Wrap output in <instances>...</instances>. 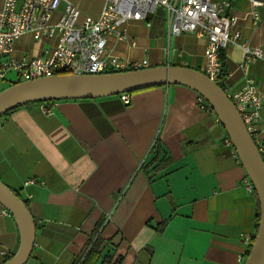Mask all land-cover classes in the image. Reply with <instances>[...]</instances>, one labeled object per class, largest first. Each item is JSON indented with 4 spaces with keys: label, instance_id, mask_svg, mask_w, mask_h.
Listing matches in <instances>:
<instances>
[{
    "label": "crops",
    "instance_id": "0c3cea01",
    "mask_svg": "<svg viewBox=\"0 0 264 264\" xmlns=\"http://www.w3.org/2000/svg\"><path fill=\"white\" fill-rule=\"evenodd\" d=\"M4 0H0V7ZM81 18L97 19L105 0H68ZM228 2L236 29L264 53V8L252 28L246 0ZM60 4L53 14L63 13ZM125 24L127 39L111 35L107 51L127 63L204 71L206 39L169 35L165 10ZM55 38L30 34L13 44L20 61L46 58ZM218 85L227 95L253 80L264 95V58L246 61L228 45ZM10 72L0 92L17 82ZM180 85L93 100L22 106L0 118V181L27 205L36 233L26 264H77L97 235L110 240L121 264H243L247 237L256 235L258 200L214 113ZM252 138L264 145V108ZM29 179L35 183L23 187ZM19 246L13 217L0 206V264ZM96 264H100L97 262Z\"/></svg>",
    "mask_w": 264,
    "mask_h": 264
},
{
    "label": "built area",
    "instance_id": "2783aa9c",
    "mask_svg": "<svg viewBox=\"0 0 264 264\" xmlns=\"http://www.w3.org/2000/svg\"><path fill=\"white\" fill-rule=\"evenodd\" d=\"M246 1L249 9L243 13V19H249L252 28H256L260 24L259 11L264 8V0ZM62 3L63 13L56 21H52L53 14ZM157 8L165 10L169 35L194 34L206 39L203 73L217 85L222 76L219 55L228 45L239 47L246 61L264 58L261 49L250 48L242 40L241 33L236 29L238 17L228 13L230 8L228 2L105 0L99 17L92 19L81 18L79 10L68 0H4L0 7V79L4 80L10 72H15L17 82H20L59 75L61 72L71 75H100L139 70L146 66V61L124 62L107 51V41L111 35L118 40H126L125 24L128 21H142L148 26V17ZM27 34L34 40L55 38L52 53L46 58L35 57L20 61L14 59L12 55L14 42ZM227 96L252 136L256 124L260 122L264 95L256 88L253 80L248 79L241 90ZM119 97L123 104L130 103V94H121ZM197 102L201 110L214 113L200 95ZM50 103L40 104L44 113H49ZM225 143L231 145L228 138ZM257 148L264 159V145ZM234 155L237 156L235 151ZM33 183L35 180L29 179L24 182L23 187ZM245 188L254 191L247 176ZM4 213L7 211L4 210ZM254 237L245 239L249 250Z\"/></svg>",
    "mask_w": 264,
    "mask_h": 264
},
{
    "label": "water",
    "instance_id": "95a60500",
    "mask_svg": "<svg viewBox=\"0 0 264 264\" xmlns=\"http://www.w3.org/2000/svg\"><path fill=\"white\" fill-rule=\"evenodd\" d=\"M180 85L203 97L217 116L249 178L258 200L259 222L243 264H264V159L240 114L224 90L204 73L162 66L100 75H53L14 84L0 92V117L28 104L63 100H93L135 93L153 87ZM0 206L14 219L19 232L16 253L2 264H26L36 227L26 203L0 181Z\"/></svg>",
    "mask_w": 264,
    "mask_h": 264
},
{
    "label": "trees",
    "instance_id": "16d2710c",
    "mask_svg": "<svg viewBox=\"0 0 264 264\" xmlns=\"http://www.w3.org/2000/svg\"><path fill=\"white\" fill-rule=\"evenodd\" d=\"M219 58H220L221 66H222V76H223L224 66H225V57H224V54L222 51L220 52ZM63 73H67V72H61L59 74L63 75ZM111 73H120V72H108L107 74H111ZM17 83H19V82H17ZM17 83H15V84H17ZM128 94H131V93H128ZM36 104H41V103H36ZM19 108H21V107H16V108L6 112L0 118L13 113L14 111L18 110ZM258 222H259V208H258V213L256 216V226H255L256 232H257V228H258ZM110 244H111L110 240H103L100 238L99 235H97L95 237L94 241L92 242V244L90 245L89 249L86 251V253L82 257V259L79 260L77 264H96L97 262H100V264H121V258L115 255V250H107V247ZM248 253H249V251H248ZM248 253L246 254V257L248 255ZM9 259L10 258L6 259V261Z\"/></svg>",
    "mask_w": 264,
    "mask_h": 264
},
{
    "label": "rangeland",
    "instance_id": "374dc122",
    "mask_svg": "<svg viewBox=\"0 0 264 264\" xmlns=\"http://www.w3.org/2000/svg\"><path fill=\"white\" fill-rule=\"evenodd\" d=\"M69 73H63V75H68ZM59 75H62V74H59ZM24 80L20 81V82H23ZM2 81H0L1 83Z\"/></svg>",
    "mask_w": 264,
    "mask_h": 264
}]
</instances>
